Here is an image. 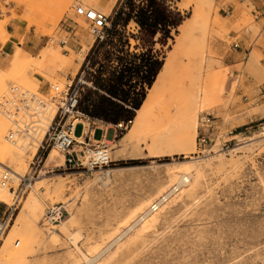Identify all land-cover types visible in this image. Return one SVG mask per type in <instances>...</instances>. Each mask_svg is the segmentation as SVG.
Returning <instances> with one entry per match:
<instances>
[{
    "label": "rangeland",
    "instance_id": "obj_1",
    "mask_svg": "<svg viewBox=\"0 0 264 264\" xmlns=\"http://www.w3.org/2000/svg\"><path fill=\"white\" fill-rule=\"evenodd\" d=\"M21 1L28 14L20 20L26 30L34 27L45 46L35 56H15L6 67L0 65V96L12 85L48 95L49 84L62 89L84 69L96 40L90 22L75 15L74 5L93 7L109 19L118 0H0L3 42L6 18H14V9L6 4ZM168 3L184 22L165 45L155 42L153 51L163 64L180 50L172 76L179 77L178 90L186 88L179 91L180 102L159 94L160 101L144 120L134 117L132 125L118 129L115 141H108L115 164L105 169H65L63 156L52 149L54 159H46L14 211L0 245V264H264V56L256 49L261 41L251 39L247 55L235 64L226 60L241 50L242 34L256 25L253 6L243 0ZM66 18L73 33L61 28ZM125 33L136 34L135 23L130 22ZM60 40L66 43L60 45ZM129 43L122 48L124 55L144 51L131 37ZM105 51L113 52L106 45L90 59L95 66L88 61L85 78L91 85H84V91L93 90L98 67L105 72L117 66L114 58L103 56ZM199 100L205 119L196 123ZM0 126L7 137L10 123L1 113ZM79 131L80 126L76 134ZM198 137L208 142L199 143ZM33 155L15 164L1 159L0 171L9 167L22 176ZM185 158H193L192 164H182ZM128 159L142 162L121 164ZM188 169L193 173L188 182L157 212L114 241ZM18 182L10 174L0 208L11 204L10 188ZM59 204L65 208L61 220L49 223L44 217L47 207ZM69 233L79 236V249L96 257L94 261L81 258Z\"/></svg>",
    "mask_w": 264,
    "mask_h": 264
},
{
    "label": "built area",
    "instance_id": "obj_2",
    "mask_svg": "<svg viewBox=\"0 0 264 264\" xmlns=\"http://www.w3.org/2000/svg\"><path fill=\"white\" fill-rule=\"evenodd\" d=\"M74 13L76 16L90 22V32L96 39L102 38L104 28L108 25V18L103 12L93 7L76 3L74 5ZM68 20L71 19L66 18L61 21V28L69 33H73L75 28L67 23ZM75 24L77 23L75 22ZM65 43L66 40L59 41L60 45ZM234 46L239 47L237 43ZM88 63L87 61L84 69L79 72L75 79L66 84L64 88L59 89L57 86L49 84L51 93L48 95H42L38 91L29 92L23 89L20 90L19 87L15 86L10 89L9 96L4 95L0 97V109L11 118L10 124L14 129L9 130V138L14 137V132L18 133V131H21V133H27L34 127L36 121L32 117L35 116L36 108L34 110L33 107L29 109L30 104L35 103L40 108H43L48 103L56 106L55 115L36 153L28 163L26 172L20 177L16 188H11L14 198L12 204H6L5 207L0 208V245L12 222L15 209L31 189L35 179L44 167L51 149H55L63 156V167L65 169L81 170L83 172L93 169L101 170L115 164L111 155L112 148L105 137L96 141L93 145H88L84 141L83 143H79L74 137L77 123L82 125V129H85L83 121L89 123L93 119L79 108V101L84 91V85H91V82H87L85 78ZM28 113H31V117L27 115ZM130 122H119L115 126L117 129L126 128ZM198 141L205 144L208 142V139L207 137H198ZM10 173L8 168H5L0 173L1 186H8ZM158 201H154L151 204L149 212L158 210L161 205ZM64 210L65 208L61 204L47 207L44 217L49 223H56L61 220ZM143 215H138L135 220L141 219Z\"/></svg>",
    "mask_w": 264,
    "mask_h": 264
},
{
    "label": "trees",
    "instance_id": "obj_3",
    "mask_svg": "<svg viewBox=\"0 0 264 264\" xmlns=\"http://www.w3.org/2000/svg\"><path fill=\"white\" fill-rule=\"evenodd\" d=\"M177 9H172L168 0H118L104 28L102 38H97L87 55L90 61L102 47L109 46L113 52L105 51L108 61L116 62L111 70L96 69L93 77V90L83 91L79 108L93 118L107 123L132 121L141 107L146 91L151 88L163 64L157 52L153 51L155 42L165 45L173 38L172 31L183 23ZM133 22L137 33L126 35L125 28ZM130 37L144 51L124 55L122 48L130 45ZM125 57L128 59L125 60ZM139 159L121 162L125 166L138 165Z\"/></svg>",
    "mask_w": 264,
    "mask_h": 264
},
{
    "label": "bare ground",
    "instance_id": "obj_4",
    "mask_svg": "<svg viewBox=\"0 0 264 264\" xmlns=\"http://www.w3.org/2000/svg\"><path fill=\"white\" fill-rule=\"evenodd\" d=\"M49 40H51V39L49 38ZM174 54L175 55H173V56L171 55V57L168 58L166 60V62L163 64V66H162L159 74L157 75V77H156L153 85L149 89L150 92L147 93V95H146V97H145V99H144L141 107L139 108V110L137 112V115L135 117V118H137V120L140 121L141 119L144 120V117L146 118V115L149 113V111L152 108H154V105L157 102L160 101V98L158 96L159 94L160 95L161 94H164V95L167 94V96L169 98V99H166L167 101H169L170 98H175V99L178 100V102H180L179 101L180 99L178 98L179 97V95H178L179 94V91L181 89L183 90V89H186V88H180L178 90V88L176 86H177L179 77H174V78L172 77V76L175 75V74H173V65H178V62L180 60V55H181L180 50L177 48V50H176V52ZM12 87H14V86L12 85L8 89V91L4 92L1 96H4V95H8L9 96L10 95V89ZM19 89L21 90V88H19ZM23 90L24 91H29V92L32 91V90H28V89H23ZM161 101L166 102L165 100H161ZM32 107H33V110L36 108L35 116H33L32 119L33 120L35 119L34 121H36L38 124L36 126L34 125V127H32L27 133H21V131H18V133H15L14 132L13 133V136L14 137L13 138H9L8 137L9 130L10 129L11 130H14L12 128L11 124H10V127H9V129L7 131V137H5L6 135L3 134L4 128H2L0 126V160L1 159H9L10 162H14L13 164H15L16 162L17 163H20L25 156H27V155H33L35 153V151L37 150L40 142L42 141V139H43V137L45 135V132H46V130H47V128H48L51 120L53 119V117L55 115L54 112L56 111V106L54 104L48 103L43 108H40L35 103H32V104H30L29 109H32ZM197 107L198 108L196 110V114H195V118H194V120H195L196 123H198L199 121H201L204 118L201 100H199V104H198ZM40 111H42V112H40ZM0 113L2 115H4V117L10 123L11 118L9 116H7L3 111H1V109H0ZM30 114L31 113H28L27 115L29 117H31ZM133 122H134V118L130 122L131 125L133 124ZM55 155H56V152L51 149L50 152H49V154H48V156H47V161L46 162L47 163L51 162L54 159ZM192 161H193V158H185V160H183V163L182 164L188 165V163H191ZM197 162H198V160H197ZM0 165L2 166L1 163H0ZM1 172L2 171H0V173ZM10 172H11L10 174H12L14 177L20 179L21 175L18 173V170L10 169ZM107 172H109V170L108 171L106 170L104 173H107ZM192 174H193L192 171H190L189 169L186 170L185 172L180 173L176 177V179H175V181L173 183L174 186L175 185L176 186L175 187L173 186L171 189H169L168 191H166L163 195L159 196L157 199L154 200V201H158L159 200L158 202L161 203V205L159 206L158 210L160 209V207L162 205H164L165 202L168 201V199L175 192L178 191V189H179V187L181 185H184V183H186V182L189 181V178L192 177ZM11 188H13V187H11ZM11 193H12V202H13L14 198H13V192H12V190H11ZM5 195H6L5 186H1L0 185V198H5ZM12 202H11V204H12ZM151 204L148 205L146 208H144L142 210V212H140L141 214H144L143 217L141 219H139V220L138 219L135 220L138 217L137 216L134 219V221L128 225L127 229L123 233H121L120 236L118 238H116L114 241L117 242V240L120 239L121 236L123 237V234H126L127 231H129L131 228H134L135 225H138V224L143 223L151 213L157 212L158 210L155 211V212H149V208H150ZM78 237L79 236L76 233H69L68 240L74 245V247L77 249V251H79V254L81 255V258L85 262H88V261L90 262L93 259H96V257L89 258L84 252H82L79 249V247L77 245ZM116 242L113 243V244H116ZM109 247H110V245H109Z\"/></svg>",
    "mask_w": 264,
    "mask_h": 264
},
{
    "label": "crops",
    "instance_id": "obj_5",
    "mask_svg": "<svg viewBox=\"0 0 264 264\" xmlns=\"http://www.w3.org/2000/svg\"><path fill=\"white\" fill-rule=\"evenodd\" d=\"M51 1L56 2V0H51ZM243 1H249L253 6V10L251 11V14L256 18L255 20L256 25L252 27L250 30L249 27L248 28L249 31L246 30L242 34L240 40L241 50L237 51V53L232 54L230 57L226 59L227 62L230 63L231 65L235 64L240 58H244L245 55H247L246 50L249 49L247 45H250L251 39H259L261 41L259 45H256V49L261 55L264 56V0H243ZM32 3L36 4L37 0H32ZM54 4L56 7L61 5L58 3H54ZM6 7L10 9H14L13 12L14 18H10V19L6 18L7 20L5 21V24L3 26L7 39L4 42L0 39V65L2 67H6L10 63L11 59L14 58L15 56L18 58H22L27 55L35 56L45 46L44 38L38 36L35 33L34 27H30L28 30H26L24 26V22L20 20V18H23L28 14L26 3L21 1L16 5L14 2H10L6 4ZM229 7H232L231 4ZM6 16H10V11L6 13ZM70 22L71 21L68 20L67 23L70 24ZM255 27H257L258 29L253 35V31L255 30L254 29ZM21 37H23V42L19 41ZM69 76L67 75V77ZM227 82L228 79L224 84V86L226 87H227ZM226 87L222 89L223 90L222 95L223 93H225ZM221 99H223V97H221ZM207 107L208 105H206L205 109ZM204 112L205 110L203 111V115L205 119ZM84 125H85V129L84 128L82 129V125L79 123H77L75 126L76 128L74 131V137L76 138L77 142L83 143L84 141L88 145H93L96 141L102 139L103 137L106 138L107 142L115 141L114 139L118 131L115 124L107 123L104 122L103 120L93 118L89 123L84 121ZM78 126H80V131L79 134H76V129ZM109 133H112L111 139L107 138V135ZM118 143H119L118 145H121L122 142H120V139L118 140Z\"/></svg>",
    "mask_w": 264,
    "mask_h": 264
}]
</instances>
